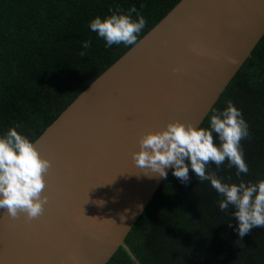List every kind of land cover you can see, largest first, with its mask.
<instances>
[{
	"label": "water",
	"instance_id": "95a60500",
	"mask_svg": "<svg viewBox=\"0 0 264 264\" xmlns=\"http://www.w3.org/2000/svg\"><path fill=\"white\" fill-rule=\"evenodd\" d=\"M263 37L264 0H182L34 143L49 202L32 221L0 209V264H108L122 247L142 264L127 239L174 169L144 175L140 138L202 128Z\"/></svg>",
	"mask_w": 264,
	"mask_h": 264
},
{
	"label": "trees",
	"instance_id": "16d2710c",
	"mask_svg": "<svg viewBox=\"0 0 264 264\" xmlns=\"http://www.w3.org/2000/svg\"><path fill=\"white\" fill-rule=\"evenodd\" d=\"M182 0H0V136L16 130L35 143L98 78L149 34ZM135 6L146 19L135 45L113 44L90 23ZM143 6V7H141ZM112 9V11H110ZM131 19L139 20L136 13ZM90 42L88 49L83 48ZM84 51L86 54L81 56ZM231 102L249 125L241 141L247 174L224 164L207 165L222 183L264 180V37L202 128ZM214 140L219 145L218 136ZM190 165V161L186 160ZM174 171V170H173ZM173 171L127 244L142 264H264V228L239 236L235 208L189 169L182 182ZM108 264H139L122 247Z\"/></svg>",
	"mask_w": 264,
	"mask_h": 264
},
{
	"label": "clouds",
	"instance_id": "9594fccd",
	"mask_svg": "<svg viewBox=\"0 0 264 264\" xmlns=\"http://www.w3.org/2000/svg\"><path fill=\"white\" fill-rule=\"evenodd\" d=\"M132 13L139 16L138 21L131 19ZM145 24L146 19L133 6L128 14L113 11L104 19L97 16L91 21L90 28L106 40V47H110L121 43L135 45ZM89 47L90 42L85 41L83 48ZM85 54L84 51L80 53L81 56ZM214 134L219 138V145ZM248 137L249 125L241 111L229 102L224 111L211 117L210 129L176 121L168 123L163 130L144 134L139 140L140 150L134 152L132 158L144 175L153 173L166 178V169L171 167L175 177L187 182L191 168L201 182L210 181L224 197L219 202L220 210L227 212L230 206L235 208L239 236L243 237L253 228H264V180L257 184L229 185L206 169L209 163L219 167L227 159L230 167L238 169L237 176L247 174L249 166L245 162L241 141ZM51 167L52 161L43 157L35 144L16 128L0 136V209L6 210L8 218L16 220L24 214L27 221H32L44 214L49 202V197L44 194L47 187L45 177Z\"/></svg>",
	"mask_w": 264,
	"mask_h": 264
}]
</instances>
